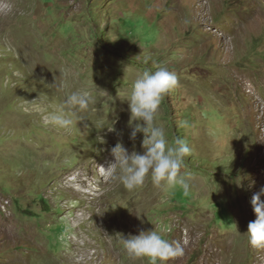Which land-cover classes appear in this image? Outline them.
<instances>
[{
  "label": "rangeland",
  "instance_id": "1",
  "mask_svg": "<svg viewBox=\"0 0 264 264\" xmlns=\"http://www.w3.org/2000/svg\"><path fill=\"white\" fill-rule=\"evenodd\" d=\"M161 66L179 83L154 124L191 148L187 194L105 175L117 143L143 153L127 99ZM76 91L82 121L49 125L42 106ZM262 186L264 0H0V264H148L120 235L153 229L183 248L168 264H264Z\"/></svg>",
  "mask_w": 264,
  "mask_h": 264
},
{
  "label": "clouds",
  "instance_id": "2",
  "mask_svg": "<svg viewBox=\"0 0 264 264\" xmlns=\"http://www.w3.org/2000/svg\"><path fill=\"white\" fill-rule=\"evenodd\" d=\"M144 63H148L147 58ZM178 83L175 72L162 66L155 71L145 69L135 79L127 99L131 121L130 139L134 140L137 133H143L144 151L129 154L121 143H117L111 149L113 162L104 168L109 181H117L126 190L134 191L143 186L146 178H150L156 187H180L185 194L188 193L190 185L181 175V168L186 157L191 154V148L179 137L170 145L164 129L154 124L163 98ZM91 103L87 93L76 91L67 95L54 110L49 111L46 106H42L41 111L47 113L45 119L49 125L69 131L73 126L76 127L78 121H82L78 113L87 111ZM261 197H264V186L250 200L256 219L249 222L246 234L248 244L253 248H264V200ZM120 242L129 258H145L148 264H168V261L183 255L179 242L170 241L154 229L127 237L120 235Z\"/></svg>",
  "mask_w": 264,
  "mask_h": 264
},
{
  "label": "bare ground",
  "instance_id": "3",
  "mask_svg": "<svg viewBox=\"0 0 264 264\" xmlns=\"http://www.w3.org/2000/svg\"><path fill=\"white\" fill-rule=\"evenodd\" d=\"M242 86H245V84H243V82L240 83ZM88 116V115H87ZM104 167V166H103ZM65 183V182H64Z\"/></svg>",
  "mask_w": 264,
  "mask_h": 264
}]
</instances>
